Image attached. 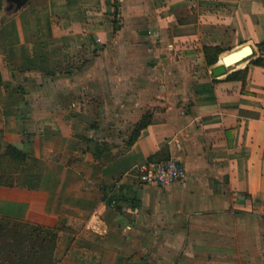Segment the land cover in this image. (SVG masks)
I'll use <instances>...</instances> for the list:
<instances>
[{
  "label": "crops",
  "instance_id": "0c3cea01",
  "mask_svg": "<svg viewBox=\"0 0 264 264\" xmlns=\"http://www.w3.org/2000/svg\"><path fill=\"white\" fill-rule=\"evenodd\" d=\"M7 6L0 157L11 144L27 163L0 184V216L68 226L58 264H264V64L253 62L264 58V0ZM206 45L223 49L213 64ZM245 47L238 65L212 74L223 53ZM243 68L245 79L228 78ZM147 111L152 122L117 152L93 136L103 112L136 122ZM166 146L185 181H140L135 164Z\"/></svg>",
  "mask_w": 264,
  "mask_h": 264
},
{
  "label": "trees",
  "instance_id": "16d2710c",
  "mask_svg": "<svg viewBox=\"0 0 264 264\" xmlns=\"http://www.w3.org/2000/svg\"><path fill=\"white\" fill-rule=\"evenodd\" d=\"M264 50V40L260 42ZM223 51L219 45H206L204 52L209 64L218 60V55ZM254 63L264 64V58L257 57ZM247 76V68L238 69L228 75V78H242ZM153 120L152 113L147 111L134 125L133 133L128 145L134 143L142 128ZM91 142L92 139L84 137ZM94 153L101 152L104 147L97 145ZM170 158L168 147L150 156L153 160H167ZM27 163V153L15 145H8L0 157V184L12 185L16 174ZM70 230L68 226L56 221L53 216L30 215L25 220L0 216V264H58L57 244L62 231Z\"/></svg>",
  "mask_w": 264,
  "mask_h": 264
},
{
  "label": "built area",
  "instance_id": "2783aa9c",
  "mask_svg": "<svg viewBox=\"0 0 264 264\" xmlns=\"http://www.w3.org/2000/svg\"><path fill=\"white\" fill-rule=\"evenodd\" d=\"M138 179L147 184L169 186L185 181V165L176 157L167 160L145 159L133 167Z\"/></svg>",
  "mask_w": 264,
  "mask_h": 264
},
{
  "label": "rangeland",
  "instance_id": "374dc122",
  "mask_svg": "<svg viewBox=\"0 0 264 264\" xmlns=\"http://www.w3.org/2000/svg\"><path fill=\"white\" fill-rule=\"evenodd\" d=\"M234 66V65H232ZM37 77L43 78L44 75L42 72H38ZM84 94H87L84 92ZM163 105L160 103H156L154 106ZM104 114V115H102ZM98 118H96L95 123L98 124L97 129H94L93 136L99 137L101 140L106 141L104 139L109 140L113 146H116V152L121 149L123 146L128 144L129 138L131 137L134 129V125L136 122H133L131 119L124 118H110L106 115V113H102ZM134 171V170H132ZM135 172V171H134ZM168 187V186H167ZM264 230L260 229V236H264ZM59 257V258H58ZM57 257V263L59 260L61 261L60 256Z\"/></svg>",
  "mask_w": 264,
  "mask_h": 264
},
{
  "label": "water",
  "instance_id": "95a60500",
  "mask_svg": "<svg viewBox=\"0 0 264 264\" xmlns=\"http://www.w3.org/2000/svg\"><path fill=\"white\" fill-rule=\"evenodd\" d=\"M27 0H7V10L11 11L14 9V4L16 5L15 8L21 7ZM225 59V58H224ZM231 64L226 63L225 61H219L215 65L212 66L211 72L214 76H220L222 74H226L229 71V66Z\"/></svg>",
  "mask_w": 264,
  "mask_h": 264
},
{
  "label": "bare ground",
  "instance_id": "6f19581e",
  "mask_svg": "<svg viewBox=\"0 0 264 264\" xmlns=\"http://www.w3.org/2000/svg\"><path fill=\"white\" fill-rule=\"evenodd\" d=\"M251 52L250 47L240 48L237 50H230L221 55V60L225 61L228 64L238 65L239 60ZM225 58V59H224Z\"/></svg>",
  "mask_w": 264,
  "mask_h": 264
}]
</instances>
